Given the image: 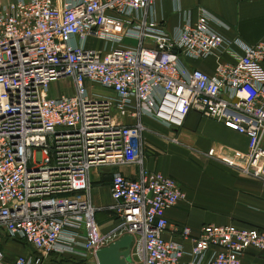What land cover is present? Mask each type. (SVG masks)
I'll list each match as a JSON object with an SVG mask.
<instances>
[{
  "label": "built area",
  "instance_id": "2783aa9c",
  "mask_svg": "<svg viewBox=\"0 0 264 264\" xmlns=\"http://www.w3.org/2000/svg\"><path fill=\"white\" fill-rule=\"evenodd\" d=\"M159 1L0 0V236L33 250L9 261L0 239V264L94 255L123 236L131 264H240L248 251L264 250V230L231 224L201 226L187 252L161 237L165 211L184 194L142 167L140 118L177 130L194 111L223 125L246 140L239 172L264 181V42L227 39L203 9L191 20L177 0H169L178 14L177 33H169L156 19ZM87 38L109 45L89 49ZM208 58L211 75L186 64ZM60 78L71 94L48 97ZM122 165H137L138 174H110L108 210L119 225L99 235L89 174Z\"/></svg>",
  "mask_w": 264,
  "mask_h": 264
},
{
  "label": "crops",
  "instance_id": "0c3cea01",
  "mask_svg": "<svg viewBox=\"0 0 264 264\" xmlns=\"http://www.w3.org/2000/svg\"><path fill=\"white\" fill-rule=\"evenodd\" d=\"M176 7L189 12L191 20L197 17L198 8L203 9L212 19L211 28L227 39L237 38L246 45L264 42V0H177ZM177 17L169 0L158 2L156 19L169 33H177ZM121 43L134 45L130 39ZM221 60L228 61L226 57ZM186 64L211 75L215 63L208 58L186 61ZM88 89L98 96H113L111 90L103 87ZM122 122L132 121L124 118ZM140 124L144 146L142 167L172 178L184 194L182 200L164 213L167 226L161 234L163 239L180 243L187 252L191 239L203 225L231 224L264 230V181L239 172L246 165L243 136L194 111L187 113L182 127L177 130L148 117H141ZM138 168L137 165H122L89 174V200L96 209L93 221L99 235L119 225L118 219L108 210L113 204L109 195L110 174L117 172L134 179ZM183 227L189 230L187 239L181 238ZM8 255L6 259L11 261ZM185 260L183 257L182 261ZM240 264H264V250L248 251Z\"/></svg>",
  "mask_w": 264,
  "mask_h": 264
},
{
  "label": "rangeland",
  "instance_id": "374dc122",
  "mask_svg": "<svg viewBox=\"0 0 264 264\" xmlns=\"http://www.w3.org/2000/svg\"><path fill=\"white\" fill-rule=\"evenodd\" d=\"M109 43H103L96 39L87 38L85 40V47L89 49H102L103 47H108ZM72 92L71 83L66 78H60L52 81L48 87V97H55L58 95H69ZM104 169V168H102ZM101 169V170H102ZM17 245L20 246H12L9 244L10 248L8 250V259L12 260L13 255L17 254V252L31 253L33 250L25 245L21 241H17ZM44 264H96L95 257L93 254L89 252H84L82 254H74L66 251L62 252H52L47 255V257L43 261Z\"/></svg>",
  "mask_w": 264,
  "mask_h": 264
},
{
  "label": "water",
  "instance_id": "95a60500",
  "mask_svg": "<svg viewBox=\"0 0 264 264\" xmlns=\"http://www.w3.org/2000/svg\"><path fill=\"white\" fill-rule=\"evenodd\" d=\"M130 237L123 236L94 253L96 264H131L128 261Z\"/></svg>",
  "mask_w": 264,
  "mask_h": 264
},
{
  "label": "trees",
  "instance_id": "16d2710c",
  "mask_svg": "<svg viewBox=\"0 0 264 264\" xmlns=\"http://www.w3.org/2000/svg\"><path fill=\"white\" fill-rule=\"evenodd\" d=\"M0 239H1V243H2V246L4 248V252L6 255H8L9 253L7 252L8 251V247H9V244H13L12 246H20V245H17L16 243L17 242H13V241H8L5 237L3 236H0Z\"/></svg>",
  "mask_w": 264,
  "mask_h": 264
}]
</instances>
